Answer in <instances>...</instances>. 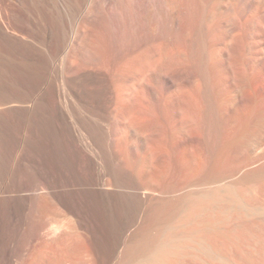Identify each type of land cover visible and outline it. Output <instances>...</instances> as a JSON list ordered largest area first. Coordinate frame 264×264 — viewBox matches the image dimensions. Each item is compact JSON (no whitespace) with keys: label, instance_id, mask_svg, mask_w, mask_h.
<instances>
[{"label":"rangeland","instance_id":"1","mask_svg":"<svg viewBox=\"0 0 264 264\" xmlns=\"http://www.w3.org/2000/svg\"><path fill=\"white\" fill-rule=\"evenodd\" d=\"M75 1H78L82 7H79L81 9H77L78 13L75 12L74 17L70 18L68 11ZM83 1L80 3V0H56L60 6L61 15L68 16L65 19L72 24L78 20L82 30L78 36L77 47L76 45L74 47L76 51L74 50L73 56L70 54L68 60L66 59V61H69V66L73 63L66 72H71H68L70 77L73 73V82L76 83L75 93L72 94L74 108L88 122L87 126L89 128H82L81 133L85 137L88 136L87 139L90 143L93 142L91 144L93 154L95 152V154L100 155L98 157L102 160L99 159V161H103L100 162L99 170L101 172L99 171V173L101 182L103 184L105 182V187L101 193L102 200L108 209L106 214L108 225L106 229L101 231L92 228L71 208L66 194L69 188L60 185L58 177L56 178L53 173L51 175V169L48 170L49 175H41L25 160L20 159L21 178L18 182H15L13 188L9 187L12 190L14 202L19 208V215L14 234L5 243V248H0V264H5L3 263V254L7 257L10 256L11 264H106L108 260L115 257L117 259L120 256L119 248L123 244H133L137 238L146 234L152 235V238L155 239L156 235L158 237L165 228H169L173 224L177 212H170L169 207L185 192L183 190L187 189V185L191 183L194 174L197 175L200 172L201 177L209 176L213 179H220L227 174H232L248 158L264 150V44L256 41L258 34H255L260 29L258 27L260 24H257L258 21L260 23L264 22V0H91L88 8L82 9ZM253 4L259 6V10L262 9V11L260 10L262 14L248 11ZM10 6L13 9L19 8L26 12V7L20 0H0V12L6 11L7 7ZM250 12L254 14V17L249 15ZM255 14L256 16L258 14V16L256 17ZM215 15L216 18H214ZM78 17L79 19H77ZM35 18L38 23L41 16L37 13ZM247 18H249V21ZM244 19H247L246 22ZM243 25L244 27H242ZM247 25L252 26L251 29ZM82 27L84 28L82 29ZM245 28L251 31L248 35V37L251 36V39L248 40L249 43L247 42L248 45L245 47L248 49L251 45L249 48L252 52L249 54V51L248 54L249 57H253H248L246 62V56L245 58L242 57L248 51L243 47L244 36L241 34L246 30ZM231 29L233 30L231 31ZM239 33L240 35H238ZM230 35H233V40L235 39L233 45H235L234 49L237 51L231 49L233 45L231 48L227 46L231 56L222 58L223 56H219L220 53L217 56V52H220L221 48H219V51L216 49L219 46H224L220 42ZM230 37L232 38V36ZM160 40L161 42H159ZM150 41L156 46L161 43V50H164L162 47L166 49L169 46L171 47L172 44V50H175L178 46L182 55L187 54L186 57L190 56V59L192 58L191 65L186 63L180 66L182 63H177V55H167L166 50L164 51L165 54L161 52L165 56H162L161 53V56H157L155 53L153 55L151 48H148V50L146 48L150 45L149 43L152 44ZM168 41L170 42L167 44ZM145 42H148V45ZM196 44L197 46L200 45L198 48H201L194 52L193 50L197 49ZM238 44L242 45L243 48H240ZM187 46L188 48L192 46L193 49L190 48L189 50ZM182 47L184 49L186 47L187 51L189 50L188 52L193 51L194 55L196 53V57L207 62L203 65L204 63L200 61L203 66H206L204 68L202 66V73L199 71L202 70L199 68L201 67L200 62L198 64L200 66H195L198 67L195 70L193 66L196 58L192 52L188 54V52H185L186 49L182 51ZM145 48L148 53L144 50ZM136 51L141 52V57ZM151 51L152 53H150ZM210 51L213 54L215 53V56L211 55ZM130 52H133V58L130 57L132 55ZM231 52H233V56ZM136 53L139 58L134 57ZM202 53H204V56ZM126 56L131 58V61L128 62L130 65L126 62L130 60L129 58L123 60ZM217 58L220 66L216 62ZM137 59L140 60L139 63ZM72 60L75 62L71 63ZM173 60H177V62H173ZM122 61H125V64ZM132 61L137 62V64H131ZM114 62H121L124 68ZM86 63L88 66L93 64L92 67L98 65L97 68H100L98 71L104 73L103 78H97V70L93 68L95 71L93 72L91 66L89 68L91 71L87 69V72L86 70L83 72ZM228 63L230 64L227 65ZM246 63L251 65L249 70L247 69L249 65ZM77 64L81 69L75 67L78 66ZM126 64L128 67H126ZM244 65L248 71L251 70L249 80L252 82L250 86L254 90L251 92L254 93L251 94V96H254V98L251 97L253 102L251 101L246 106L247 108L242 106L244 105L245 82H243V73L242 76L240 73ZM125 67L127 70H125ZM183 67L189 68L190 71L188 72L190 73L196 71L195 74L197 73L200 79L204 78L199 81L203 82L200 84L206 90L202 92L204 90L199 87L201 100L199 99L200 104L198 103V105L200 107L204 106L203 109L205 110L203 111L201 108L200 111L198 106L194 111L195 113L197 111L198 115L200 113L199 116H204L205 119L201 118L204 121L202 131L205 139L203 140L204 146H202L201 153L204 154H199L196 151L190 136L185 141L180 138L183 135L180 131L184 130V135H189L197 129L195 122H193L197 118V114H193L194 112L192 111V113L188 107L186 112H184V109H181L184 110L183 113L180 110V107L184 106L181 102H184L186 100L184 98L187 97V95H183L185 94L183 87L181 86L184 91L183 94H181L183 91L179 89L182 92H174L173 96L166 88L169 83H172L173 79L175 80L181 74L179 72L182 69L183 73H188L187 69L185 71ZM180 68L182 69L180 70ZM226 71H231L232 74L229 75L231 72L227 73ZM91 72L97 75L93 77ZM183 73L176 83L182 82L183 79L181 80V78L185 76V74L183 76ZM199 73L202 74V77ZM222 75H227V77H222ZM229 82L231 84L235 82V85L229 86ZM221 83L228 84L224 85L227 88L231 87V89L228 88L229 91L231 90L230 93L222 92L226 89L225 87L220 91ZM232 87H235L234 90ZM225 95L233 96L236 102L234 103L235 106L228 103L222 104L223 106H221L222 108L219 107L218 112L216 102L219 99L226 98ZM138 109H142V111L140 112ZM187 111L191 113L190 116L194 115L193 120L189 121L193 124L188 122L189 124L187 123L186 126L189 128L185 126V129H181L182 123L179 114L181 113L180 116L187 115ZM199 116L198 118H200ZM135 118L138 121H133ZM139 118H142L141 120L145 123L141 122L142 127L140 123V127L137 124L140 122ZM178 118H180V122L177 120ZM133 122L137 123L133 124ZM179 125L181 126L179 127ZM195 153H198V157L199 155L202 156V161L203 159L204 161L201 162L199 158L200 162H197L198 158ZM192 155L197 160L193 162L200 163L199 166L194 163L191 167L194 158L189 159V157H192ZM183 156L191 164L187 160V164L185 160L182 162ZM179 158L181 162H179ZM176 159L177 162H175ZM178 162L179 166L176 165ZM189 164L192 169L187 166ZM252 168H256V166ZM48 176H51V178ZM199 176L198 173L197 177ZM262 182L264 184V178ZM51 183L53 186H51ZM147 185L154 187L155 191L165 189L166 192L164 193L162 190L164 194L155 193L153 196L145 198L141 196L140 191L141 187ZM15 191L20 192V195H17L18 197ZM64 199L66 200L63 201Z\"/></svg>","mask_w":264,"mask_h":264},{"label":"bare ground","instance_id":"2","mask_svg":"<svg viewBox=\"0 0 264 264\" xmlns=\"http://www.w3.org/2000/svg\"><path fill=\"white\" fill-rule=\"evenodd\" d=\"M20 1L24 3L26 7V12L22 11L19 8L13 9L11 6L7 7L6 11L0 12V248H5L6 246L5 243L12 237V235L15 232V224L18 220L19 208L16 206L17 204L14 202L12 190L9 189V187L14 186L15 182H18L19 179L21 178L20 177L21 171L19 167L20 159L25 160L27 164H30V166H32L33 169H36V171H38L41 175H49L48 170L51 169L52 170L51 175L53 173V175H55L56 178L58 177V180L60 181V185L69 188L66 194L70 201L71 208H73V210H75L76 213H78V215L85 222H88L92 228L98 230L100 229L101 231L103 229H106V226L108 225L107 224L108 220L106 216V214L108 213L107 212L108 209L106 204L102 200V193H101L102 189L105 187L104 185L105 182L104 184L101 182L100 180L101 175L99 173L100 171L99 165L101 162L99 161V159L100 160L102 159L99 158L100 155L95 154V152L93 154L92 152L93 149L91 145L93 142L90 143V141L87 139L88 136L85 137L81 133L82 128L84 129L89 128L87 126L88 122L84 117H82V114L77 112L76 109L74 108L72 94L75 93L74 90L76 83L74 84L73 82V78H72L73 73L72 75L70 74L71 75L70 77L68 73L70 71L66 72L67 69H70L68 67H70L73 64L72 62H75L74 60H72L71 61L72 64L69 66L68 64L69 61H66V59L70 57L69 56L70 54H72L71 56H73V51L76 49L74 47L76 44H78L77 40L79 33L82 31L80 29L81 27L79 21L76 20V18L74 24L69 23L66 19L68 16L70 18L74 17V15L76 14L75 12L78 13L77 9L82 6L81 4H79L78 1L73 2L68 11L69 15L67 17L65 15L64 17L63 15H61V11L59 10L60 6L57 4L56 0H20ZM82 1L80 0V3ZM90 3L91 0L83 1L82 9H87ZM80 9L81 8H79V10ZM249 9L250 10L248 11H253V13L254 12L261 13L262 11V9H260L261 10L260 11L259 6H256L255 4H253V6L250 7ZM37 13L41 16V19L38 23L35 18ZM250 13L249 15L252 17L254 14L251 13L252 14L251 15ZM13 18H16L17 20L16 19L13 20ZM214 18H216V15ZM77 19H79V17ZM247 19L249 21V18ZM263 23H264L263 21L261 23L260 21H258L257 24H260L258 26L260 27V29L259 31L255 30L256 31L255 34L256 35L258 34L256 41H258L260 44H264ZM247 26L250 29L252 27V26L249 27V25ZM242 27H244V25ZM83 28L84 27H82V29ZM232 30L233 29H231V31ZM235 31L236 30L234 29V32ZM250 32L251 31H248V29H246L243 31V33H241L244 36L243 47L247 46L249 43L248 40L250 41L251 39V36L248 37ZM230 34L232 33L230 32ZM238 35H240V33ZM230 36H232V38ZM230 36H229L230 38L226 37L227 39L225 38V40H223L222 42H220L221 41L220 39L219 42L223 43L224 46L223 47L219 46L216 49L219 51V48H221L220 52H217V56L218 53H220L219 55L220 57L223 56L222 58H224V56L226 57L231 56L229 47L227 46H230L231 48V46L233 45V41H235V39L233 40L234 38L233 35ZM222 38L224 39V37ZM159 42H161V40ZM169 42L170 41H168L167 44ZM149 44L150 45L147 46L146 48L147 50L148 48H151L150 50L153 51V55L155 53V55L157 54V56H161V55L165 56L162 54L164 53L165 50H166L165 53L167 52V55L170 56L177 55L178 62L177 60L176 61L173 60V62L175 61L177 63L179 62L182 63V65L180 66H183V64L186 63L190 64V62L193 61L191 60L192 58L190 59V56L189 57L185 56L187 54L182 55V52H179L180 48L177 46L178 43L176 44L177 47L175 50L171 49L173 45L172 43H170L172 45L171 47L169 46V48L165 49V47H162V49L164 48V50H161L160 47L162 46L161 43H159L160 45L158 44L159 46L158 45L156 46L155 44H153V42L152 44L151 43ZM143 45L145 44L143 43ZM143 45L142 47L144 48ZM195 46L197 49L195 48L196 50H193L194 52L201 48V47L198 48V46L200 45L197 46L196 44ZM234 46L235 45H233V48H231L232 50L235 48ZM239 46L240 48H243L241 47L242 45ZM250 46L251 45H249V47ZM173 47L175 48V45ZM191 47L192 46H190V48ZM249 47H248L249 50L245 47L248 51L246 52L245 55L244 53L240 52L241 54L244 55V57L242 58H245L246 56L245 62L247 61L249 54H251L252 52V50L250 51ZM146 48L144 50H146ZM178 48L179 50H177ZM182 48L184 49V47ZM190 48H188L187 46V49L190 50ZM183 49L182 51H185L186 47L184 50ZM187 49L185 51L186 53L189 51V50L187 51ZM192 49L193 48H191V50ZM138 51L136 52L138 53ZM140 51L142 52L143 50ZM152 51L150 53H152ZM193 51L191 52L193 56L197 59L198 57L195 56L196 53L194 55ZM141 52L138 53L140 57H141L140 55ZM191 52H188V54H190ZM137 53L134 55V57L135 56L138 57ZM144 53L146 52L144 51ZM199 54L197 55L199 56ZM203 54L204 53H202V55ZM210 54L212 55L213 52H211ZM231 54L233 56V52H231ZM130 57L133 58V54ZM127 58L129 57L126 56V58H124L123 60ZM131 58H129L130 60L128 59L129 61L126 62L127 63L130 62ZM196 59H194L195 65L194 66L192 65L195 70L198 68L195 66H200L198 65L200 61L204 63L203 64L202 62H200V64L202 63L203 65H205L206 62L201 60L202 58L200 59L198 58L197 61ZM133 60L135 61L136 58ZM134 61H132L131 64L132 63L137 64V62ZM139 61L140 60H138V63ZM222 61H224V59H222ZM124 62L125 61H122V63ZM216 62L218 63V58ZM114 63L117 64L118 62H114ZM94 64L96 65V63ZM118 64L117 65L120 66L121 62H119ZM169 64L171 63L169 62ZM202 64L201 67H199L202 69L199 70L200 72L203 71L204 67H206L203 66ZM229 64L230 63H228L227 65ZM122 65L121 68H124L122 67ZM87 66L88 64L86 63V66H84L86 68L84 69L82 68L83 72L84 70H86L87 72V69L91 71V69L89 68L90 66L92 67L93 64L88 67ZM97 66L98 65L95 66L96 68L92 67V70L93 68L97 71L98 69L100 70V68L99 67L97 68ZM136 66L138 67V65ZM250 66L251 65H249V68H247L248 70L251 68ZM75 67H79V65ZM126 67H128L127 64ZM126 67L125 70H127ZM186 67H188V65H186ZM245 67L246 66L244 65L243 69ZM181 69L182 68H180V70ZM186 69L187 68H185V71ZM188 69L187 72L190 71ZM191 69L194 70L193 68ZM247 69L245 68L244 72L241 70L240 73V75L243 73L242 74L243 76L242 75L241 76L244 79L243 82H245L244 83L245 90L243 89L245 92V94L243 93L244 94L243 96H245L243 100L244 105H242L245 107L248 106L252 101L251 97L254 98V96H251L252 94L251 92L254 90L252 86H250L252 82H250L249 80L251 74L249 72L251 70L248 71ZM97 71H96V73L98 74V75L96 74L97 78L99 77L103 78L104 73ZM181 71L179 72L181 74L178 75L177 73L178 77L175 80L173 79L172 83H169L168 87L166 88L169 91V93H171L172 96L174 92L176 93L177 91H181L182 89H184L185 94H183L184 93L183 90H182L183 92L181 91L182 92L181 94L187 95V97L184 98V100L186 99L187 102H185L186 100L184 101L185 103L181 102L183 103L184 106L180 107V110L184 109L185 111L184 110L183 111L186 112V109L188 107V109H190L191 112L192 111L194 112L196 108H198L199 106L198 105L199 99L201 100L199 87H201V90L202 89L204 90V86L201 85L203 82L202 83L200 82L204 78L203 79L201 78L202 79L201 80L198 74L197 73L195 74L196 71H191V73L193 72L194 74H191L190 72H188L190 74H188L187 72H186L187 74H185L183 73V71L182 72ZM93 72L95 71L93 70ZM93 72H91V74H93ZM226 72L229 73L231 71L229 72L226 71ZM182 73L183 76L184 74L185 76L181 78V80L182 79L183 80L181 83L178 82L179 83L178 84L176 83V81L179 77H181ZM201 73L199 74L202 77ZM218 74L220 75V73ZM231 74L232 72L229 75ZM94 75L95 74H93V77ZM223 76L224 75H222V77ZM225 76L227 77V75ZM213 77L211 78L213 79ZM226 82L228 83V81ZM234 83L232 84L230 83L229 86L233 85ZM221 85L222 87L220 91L223 90L222 88L225 87L226 89L222 92L230 93L231 90L229 91V89H231V87H228L229 88L228 89L226 86H224L228 84L221 83ZM181 86L183 87L182 89ZM233 88L235 87H232V89ZM205 90L202 92H205ZM176 95L179 96L178 94ZM216 103L218 105V108L216 106L215 107L218 109L219 112V107L222 108L221 107L223 106L222 104L228 103L229 105L233 106L234 103L236 102L233 96L230 95L224 99L223 98L219 99V101ZM251 107H250V111L252 110ZM201 108L203 109L204 106L198 109H200L201 111ZM138 110L140 112L142 111V109L141 110L138 109ZM204 110L205 109H203V111ZM243 110L245 111L247 109H243ZM149 111L151 112V110ZM188 112L189 111H187V115L183 114L182 116H180L181 113L179 114L182 123V126L179 125V127L181 126V129H185L186 124L189 121L193 120L194 115L190 116L191 113ZM193 114H197V111L196 113L194 112ZM197 115H196L197 118L193 120V122H195L196 124V128H197L196 131L193 129L194 127L192 129L195 132L190 130L192 131V134L189 133V135L187 134L184 135V130L180 131L183 133V135H181L180 138L182 141H185L190 136L192 145L195 147L196 151L200 154L201 150L203 149L202 146H204L203 140H205L202 131L204 116L202 114L203 117H200L199 116L200 113H199L198 116L200 118H198ZM180 118L177 119L179 122H180ZM141 119L140 122L138 123L136 122V123L137 124L140 123L142 127L143 124L141 122H143V120ZM133 121H138V120H136L135 118V120ZM134 123L135 122H133V124ZM189 123L193 124L191 122ZM186 128L189 127L186 126ZM91 140H93V138H91ZM96 150L98 151V149ZM193 155L192 157H189V159L191 158L193 159L194 158ZM185 158L186 157H184V159L182 158L181 160L182 162L185 160L187 164L188 160L187 158L186 159ZM197 158L198 161L195 160L194 158L192 162L194 160L200 162L199 158L201 159V162L204 161V159L202 161V156L200 155L199 157L197 156ZM178 160H180V158ZM181 160L179 162H181ZM175 162H177V159ZM179 162L176 165L179 166ZM188 163L190 162L188 161ZM194 163L195 162L192 163L191 167H193ZM190 164L187 166L190 167ZM199 164L200 163H198L197 165L199 166ZM253 166H256V168H252ZM194 172H195V168H194ZM198 173L200 175L199 177H197ZM198 173L197 175L196 174L193 175L191 183L187 185V189L183 190L185 192L181 195V197L172 206L169 207L170 212H177L173 224L169 228H165L164 231H162V233L159 234L158 237L156 235L155 239L152 238V235L146 234L140 236V238H137L133 242V244H123L119 248L120 256H118L117 259L115 257L114 259L108 260L106 264H264V184L262 182L264 178V150L248 158V160H246L244 164L240 166V168L234 170L232 174H227L226 176L220 179H213L209 176L201 177V173L200 172ZM25 175L27 176V174ZM48 177L51 178V176ZM51 186H53V184ZM155 190L156 189L154 187L147 185L141 187L140 194L141 196L147 198L153 196L155 193L156 194L163 193L162 190L164 191V193L166 192L165 189H159L157 191ZM15 194L16 196L17 195L19 196L20 192L15 191ZM65 200L66 199H64L63 201ZM2 256L4 258L3 263L11 264L10 261L11 259L9 255L7 257L3 254Z\"/></svg>","mask_w":264,"mask_h":264}]
</instances>
